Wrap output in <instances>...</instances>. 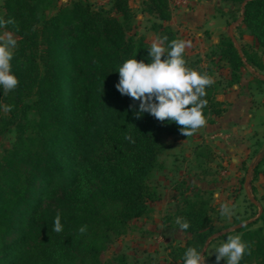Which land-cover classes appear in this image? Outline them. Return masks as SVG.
Masks as SVG:
<instances>
[{"label": "trees", "instance_id": "1", "mask_svg": "<svg viewBox=\"0 0 264 264\" xmlns=\"http://www.w3.org/2000/svg\"><path fill=\"white\" fill-rule=\"evenodd\" d=\"M217 1L238 7L256 48L237 49L220 36L214 54L227 62L231 85L245 66L262 72L256 81L264 83V0L243 8L246 0ZM52 8L53 0H4L0 12V18L14 20L0 32L11 31L17 40L11 63L19 81L14 90L0 91V132L14 131L0 155V264H102L112 237L124 235L130 221L147 217L149 205L160 200L148 179L161 167V138L194 135L182 134V126L167 118L137 117L139 101L115 87L118 66L134 55L147 62L150 47L143 37L128 36V0H111L109 10L82 0L50 13ZM143 12L159 21L151 26L159 36L178 39L168 26V0H144ZM216 95L213 83L206 88L205 118L225 111ZM9 105L3 116L2 107ZM263 165L264 153L252 169V180L261 176L264 184ZM210 212L208 200L198 195L182 199L173 216L187 219L190 228L181 230L185 244L170 249L173 261L184 264L187 247L203 250L217 233ZM57 214L59 233L52 230ZM257 221H264L263 214L227 233H239L250 248L240 264H264V228L252 229ZM117 262L125 264L123 257Z\"/></svg>", "mask_w": 264, "mask_h": 264}, {"label": "rangeland", "instance_id": "2", "mask_svg": "<svg viewBox=\"0 0 264 264\" xmlns=\"http://www.w3.org/2000/svg\"><path fill=\"white\" fill-rule=\"evenodd\" d=\"M71 1L76 0H53V8L49 12L53 13L58 7ZM82 1L90 3L94 8L109 10L111 7V0ZM143 1L128 0L133 14L132 27L128 36L143 37L151 45L159 35L152 30L151 26L159 21L143 12ZM168 1L170 11L178 6L175 5L174 0ZM3 2L4 0H0V12H2ZM221 9V13L227 19V28L232 32L231 36H233L238 49L242 47L248 52L256 50L245 25L242 24V21L239 22L241 17L237 12L238 7L221 5ZM225 36L230 38L229 33ZM258 74L263 73L249 66L240 70L238 83L240 80L242 81L241 92L246 90V97L241 101V106L237 107V110L233 109V103L223 102V105L227 106L226 112H238V110L264 112V83L256 81ZM210 77L215 80L213 75ZM232 82L230 77L215 80L217 95L223 94L231 87ZM254 89L260 91L255 94L253 93ZM1 114L7 116L4 107L1 109ZM210 120L211 117H206L205 125L195 131L194 137L165 136L161 138L164 145L163 152L159 157L161 167L155 169L148 179L150 186L160 194V200L149 205L151 213L147 217L130 221L124 235L112 237L108 250L102 256V264H118L117 260L120 257L124 258L125 264H178L170 257V249L183 246L188 237L175 224L173 214L182 199L186 197L192 198L198 195L208 200L211 207L210 222L217 231L215 234L217 237L208 244L204 253L205 264H217L214 248L227 238V233L231 232L226 231L227 229L235 227L238 222L243 224L255 221L260 213L264 216V212H262L264 209V184L261 182V176L252 180L251 169L256 163L258 155L264 153V137L252 146L253 149L247 154V159L240 164L241 169L238 170L236 180L232 182L221 177V172L227 168V165H224L225 160L212 151L213 145L205 144L203 134H199L200 131L202 133L206 129ZM197 134L199 136L195 137ZM13 138L12 128L2 129L0 132V155L10 147ZM261 168H264V165ZM246 180H248L247 190L245 189ZM224 182H228V185H225L228 190L224 195L226 200H223L224 197L215 198L214 194L218 192L215 190L217 185L221 184L223 187ZM246 191L249 193V197ZM250 198L256 200L254 207L250 205L252 203ZM225 204L234 209V213L230 217L220 215L221 205ZM260 226L264 228V221H257L252 229ZM230 235L240 234L232 233ZM218 264H226V260L221 259Z\"/></svg>", "mask_w": 264, "mask_h": 264}, {"label": "clouds", "instance_id": "3", "mask_svg": "<svg viewBox=\"0 0 264 264\" xmlns=\"http://www.w3.org/2000/svg\"><path fill=\"white\" fill-rule=\"evenodd\" d=\"M13 23L12 18H0V28ZM16 46L17 40L11 31L0 32V91L4 93L14 90L19 82L11 63ZM186 46L190 42L158 35L147 49V62L134 55L118 66L119 80L115 87L122 95L139 101L134 113L137 117L147 113L160 121L167 118L182 126L180 132L189 136L206 123V88L214 80L207 73L188 67L184 57ZM10 109V105L4 107V111ZM233 213V208L221 205V216L230 217ZM175 224L182 231L190 228V222L181 216L175 218ZM52 230L57 233L63 230L59 214L54 218ZM79 231L84 232L85 228ZM214 251L217 264L221 259L226 264H240L250 248L240 235H227ZM183 261L184 264H205L206 256L198 246H189L183 252Z\"/></svg>", "mask_w": 264, "mask_h": 264}, {"label": "crops", "instance_id": "4", "mask_svg": "<svg viewBox=\"0 0 264 264\" xmlns=\"http://www.w3.org/2000/svg\"><path fill=\"white\" fill-rule=\"evenodd\" d=\"M220 10L221 4L217 0H185L184 5H178L171 10V19L168 22V26L177 33L178 39L190 42V46L185 48L184 56L197 61L200 68L209 76L213 75L215 80L230 77L227 62L214 54L220 36L232 33L228 30L227 19ZM241 86L243 83L240 80L223 94L216 95V99L222 103H233V109L237 110L246 97V90L242 93ZM259 91L254 89L253 93ZM223 107L227 109L226 105ZM263 128L264 112L224 111L219 117H211L206 129L199 134H203L205 144L213 145L212 151L225 160L224 165L227 168L221 172V177L232 182L236 180L238 170L241 169L240 164L247 159L252 146L264 137ZM224 183L223 187L221 184L217 185L215 198H222L227 194L225 185L228 182Z\"/></svg>", "mask_w": 264, "mask_h": 264}, {"label": "water", "instance_id": "5", "mask_svg": "<svg viewBox=\"0 0 264 264\" xmlns=\"http://www.w3.org/2000/svg\"><path fill=\"white\" fill-rule=\"evenodd\" d=\"M248 1H251V0H246L245 2H243V4H242V8L245 6V4L248 2ZM242 21V18H240V20H239V22H241ZM230 36V38H231V40L233 41V43L235 44V41H234V39L232 38V36L231 35H229ZM235 47L238 49V47H237V45L235 44ZM262 79H264V77H261ZM251 169H253V167L251 168ZM247 181L248 180H246V182H245V189L247 190ZM247 192V191H246ZM247 194H248V197H249V193L247 192ZM250 200H251V202L252 203H254L255 204V200L253 199V198H250ZM242 225H244V224H241V225H237V226H235V227H232V228H229V229H227L226 231H234V230H236L237 228H239L240 226H242ZM225 233V232H224ZM221 234H223V233H221ZM220 235V234H219ZM215 237H217V235H215V236H212V237H210L207 241H206V243H205V245H204V248H203V252L205 253V251H206V249H207V247H208V244H209V242L211 241V240H213Z\"/></svg>", "mask_w": 264, "mask_h": 264}, {"label": "built area", "instance_id": "6", "mask_svg": "<svg viewBox=\"0 0 264 264\" xmlns=\"http://www.w3.org/2000/svg\"><path fill=\"white\" fill-rule=\"evenodd\" d=\"M175 5H184L185 0H174Z\"/></svg>", "mask_w": 264, "mask_h": 264}]
</instances>
